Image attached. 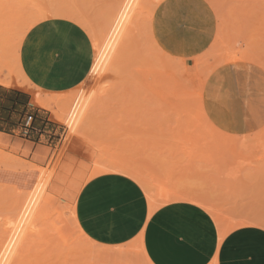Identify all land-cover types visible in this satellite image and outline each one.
<instances>
[{
    "label": "rangeland",
    "instance_id": "374dc122",
    "mask_svg": "<svg viewBox=\"0 0 264 264\" xmlns=\"http://www.w3.org/2000/svg\"><path fill=\"white\" fill-rule=\"evenodd\" d=\"M150 1H147L149 7L145 5L148 9L144 7L138 17L116 71L98 80L99 83L88 76L75 88L105 87L88 122L87 132L70 134L63 123L54 120L59 132L51 138L52 146L44 154L41 165L52 177L47 190L52 203L44 209L39 231L31 235L18 264H119L87 256V251L97 246L63 220L67 204H72L74 199L73 178L91 169L98 156L133 163L155 188L172 189L180 183L201 188L225 218L239 221L252 216L264 217V128L253 136L226 134L212 123L204 104L209 77L218 67L235 63L232 62L234 56L236 62L254 64L264 79V0ZM166 1L171 2L172 17L180 21L172 27L207 41L199 54L179 57L158 43L154 20ZM31 2L36 6L75 9L101 30L113 8L111 3L114 5L116 0ZM8 3L17 7L25 4L21 0H0V10ZM150 9L154 12L152 16L148 15ZM17 33L9 37L7 54L14 47ZM197 58L205 60L206 66L201 64L196 74L190 68L193 69ZM204 74L207 78L203 83L200 79ZM169 83L177 88L166 90ZM181 100L186 101V105L176 110ZM19 156L25 157L26 152L0 146V171L26 173L21 185L0 182L1 230L6 217L11 216V206L18 194L16 189L32 176L36 179L40 172L35 168L37 164ZM29 165L34 169L28 173ZM63 177L67 179L61 182L59 179ZM134 264L143 262L136 258Z\"/></svg>",
    "mask_w": 264,
    "mask_h": 264
},
{
    "label": "crops",
    "instance_id": "0c3cea01",
    "mask_svg": "<svg viewBox=\"0 0 264 264\" xmlns=\"http://www.w3.org/2000/svg\"><path fill=\"white\" fill-rule=\"evenodd\" d=\"M172 11L171 2L166 1L155 15L158 43L179 57L199 54L207 41L172 27L180 22L172 17ZM92 60L94 48L88 32L61 17L35 24L20 49L25 76L45 93L77 88L88 77ZM262 74L249 62L225 64L211 74L204 104L220 131L253 136L264 128ZM31 99L32 95L21 88L0 85V146L26 152L25 157H19L41 166L59 127L49 112ZM29 115L33 120L26 126ZM13 173L0 171V182L21 185L26 173ZM75 214L83 232L102 245H124L142 234L144 251L152 264H210V254L211 264L214 260L216 264H264V226L242 225L221 240L213 216L188 201L167 203L149 216L144 190L122 174H102L86 182L76 198Z\"/></svg>",
    "mask_w": 264,
    "mask_h": 264
},
{
    "label": "bare ground",
    "instance_id": "6f19581e",
    "mask_svg": "<svg viewBox=\"0 0 264 264\" xmlns=\"http://www.w3.org/2000/svg\"><path fill=\"white\" fill-rule=\"evenodd\" d=\"M10 1L12 2L13 0ZM21 1L25 3L23 0ZM147 1L148 0H116L115 3L114 0H112L114 5L113 3H110L113 8L108 14L106 22L104 20L105 23L101 30H97L92 24H90L89 19L87 21L86 18H84L85 15L82 16L80 15L81 13L79 14V12H77V10L67 7H45L39 6L37 3L36 4L38 6H36L31 2V0L26 2L27 4L25 3L26 6L25 4H22L23 6L18 5L17 7L15 6L16 4L14 5L10 3L3 6L1 5L0 46H2V49L0 50L2 52L0 53V85L11 88H21L23 91L29 92L33 98L31 99L32 102L35 105L50 111L52 120L63 123L68 129V133L70 132V134L83 135L87 132L88 122L98 101L100 100L101 94L105 91V87L101 85V88L99 86H97L99 88L94 86L82 88L81 86L80 89L76 90L79 87L75 89L76 92L73 89L63 93H45L41 89H36L37 87L33 86L27 79L21 67L20 49L23 40L27 32L35 24L41 22L42 20L53 17H61L75 21L88 31L92 40L94 60H92L93 63L88 76H90L92 80L97 81L96 83H99L98 80H101L109 73L116 71L121 56L125 55L123 54V51L127 47L128 41L130 42V38L135 29L140 13L143 12L144 7H149L147 6L149 5V2ZM155 1L160 3V0ZM28 5L30 6L28 7ZM148 11V15L152 16L154 13L153 10L150 9ZM13 33H17V35H15L16 37H14L16 38V41L13 44V49H11V51L7 54L8 40ZM234 57L235 58L232 62L237 61V57ZM201 59L202 58H197L195 60L193 69H191L192 67L190 68L192 73L197 74L198 69H200V65L206 62ZM183 68L185 69L184 64ZM202 72L204 73V71ZM184 78L186 79L187 77ZM184 78H182L183 81H185ZM206 78L207 77L204 74L203 79L200 80L204 83ZM187 83H189V81ZM176 88L177 86H173L171 83L165 87L166 90L171 91ZM185 102L186 101L181 100V104L176 107V110L184 107L186 105ZM70 134L68 135L69 137ZM31 167H34V165ZM28 168H30V165ZM35 168L40 171L36 179L33 178V176L31 177V175V178L27 176V179L28 177L30 179H28V181L25 180L26 182H24L21 187H18L19 189H16L17 187L15 188L17 190L16 193L18 194L17 196L15 195L17 197L15 198V202L12 201L14 204L11 206V216L8 218L6 217V222L3 223V230H1L0 227V264H18L17 262H20L21 256L24 253V248L31 235L34 232L39 231L38 223L44 209L52 203L51 197L47 194L52 177L47 175V169L38 165H36ZM30 169L31 170L29 171L26 170V172H32L34 168ZM107 173L122 174L132 178L140 184L147 199L149 216H151L152 213L159 207L167 203L173 201H188L201 206L213 216L218 226L221 240L226 233L242 225L257 224L262 227L264 226V217L261 216H252L239 221L223 217L218 213L208 195L204 194L202 190H200L201 188L197 189V187L187 186L181 183L180 185L177 184L172 189L164 186L155 188L152 182L147 179L144 172L138 167H135L133 163L117 158H99L98 156L91 169L83 170L79 174L78 178H73V182L76 183L73 193L74 199L72 204H67L68 210L63 212V220L68 221L76 233L97 246V248H88L89 250L87 251V256L93 259L111 260L116 261L119 264H134L136 258H139L142 260L143 264H152L144 251L142 234L124 245L106 246L88 238L77 222L75 214L76 198L81 187L89 180ZM66 179V177H63L59 180L64 182ZM8 204L9 203H7V205ZM38 263L39 262H36L34 264ZM212 264H216V261L214 260Z\"/></svg>",
    "mask_w": 264,
    "mask_h": 264
},
{
    "label": "built area",
    "instance_id": "2783aa9c",
    "mask_svg": "<svg viewBox=\"0 0 264 264\" xmlns=\"http://www.w3.org/2000/svg\"><path fill=\"white\" fill-rule=\"evenodd\" d=\"M33 117L31 115H29L26 119V126H30L32 123Z\"/></svg>",
    "mask_w": 264,
    "mask_h": 264
},
{
    "label": "snow or ice",
    "instance_id": "6c2138e0",
    "mask_svg": "<svg viewBox=\"0 0 264 264\" xmlns=\"http://www.w3.org/2000/svg\"><path fill=\"white\" fill-rule=\"evenodd\" d=\"M209 262H210V264H211V254H210V256H209Z\"/></svg>",
    "mask_w": 264,
    "mask_h": 264
}]
</instances>
